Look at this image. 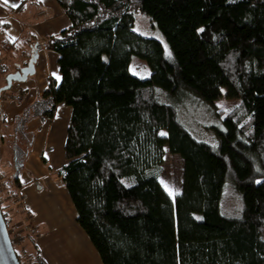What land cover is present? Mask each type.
<instances>
[{
  "label": "trees",
  "instance_id": "16d2710c",
  "mask_svg": "<svg viewBox=\"0 0 264 264\" xmlns=\"http://www.w3.org/2000/svg\"><path fill=\"white\" fill-rule=\"evenodd\" d=\"M58 2L71 25L44 42L61 79L33 107L48 118L72 107L60 175L103 263L264 264V0ZM141 18L159 35L138 31ZM135 59L149 77L131 72ZM156 87L213 106L223 88L237 98L216 110L218 146L196 139ZM167 150L184 162L175 196L160 181ZM13 152L19 175L28 151ZM228 180L243 197L239 217L222 212ZM30 241L31 257L47 264Z\"/></svg>",
  "mask_w": 264,
  "mask_h": 264
},
{
  "label": "rangeland",
  "instance_id": "374dc122",
  "mask_svg": "<svg viewBox=\"0 0 264 264\" xmlns=\"http://www.w3.org/2000/svg\"><path fill=\"white\" fill-rule=\"evenodd\" d=\"M3 1L10 6V9L13 8L14 10L18 9L20 5L18 0ZM22 3L24 8L17 15L31 14L32 18H34L36 11L39 10L37 2L34 0H22ZM61 14L62 18L59 16V22L67 18L70 23V19L63 8ZM47 16H42L41 19ZM140 16L146 18L143 14H140ZM36 29L42 35V32L38 28ZM136 29L148 35H159L156 29H151V27L148 29V23H145L143 18L139 20V25L137 22ZM23 38L28 39L29 37L26 36ZM16 44L17 46L11 45L7 49L4 47V42L0 36V49L3 50V53H1L2 56L1 54L0 56L4 64L0 68V87L6 84V76L8 73L17 71V68L24 64V59H30L32 49L38 46V41L33 38L31 43L27 44L24 40H20ZM40 44L42 45V43ZM14 47L16 50H13L15 49ZM39 59V62L37 61L36 63L37 66L43 61L42 57ZM19 60L21 61L18 62ZM57 60H52V63L58 66ZM131 72L140 78H147L151 74L148 65L139 59H135L132 62ZM35 76L36 74L31 75L25 82H14L10 90L2 93L1 98L0 203L4 207L8 229L11 238L16 243V249L21 254L20 256L27 255L29 257L23 261V264L36 262L31 257L33 253L30 250H32L33 244H31L30 238L33 237L35 240L39 233L38 224L33 218V210L28 203L29 196L25 189L28 181L33 179L32 175L35 174L33 172L26 173L28 170L26 169L28 157H30L29 165L32 166L31 170L37 174L46 173L55 182H61L64 186L61 188L64 199H66L65 193L68 192L62 181L60 172L66 164L64 144L71 117L69 109L72 114V107L61 103V105L58 104L59 107L57 105L54 116L51 118L43 117L40 114L36 115L37 113L35 112L33 104L35 103L36 109L44 107L42 105L43 96L51 79L55 77H51L47 81L48 85L43 87L44 84H37V80L35 82ZM226 93L227 89L223 88V95L215 100V106H213V104L203 100L193 92L171 95L165 89L156 87L157 98L176 108L179 120L193 136L215 147L219 143V136L216 130H225L222 118L217 115L216 110H219L222 114H226L239 102L237 98L227 97ZM21 131H25V135ZM162 134H165V131H162ZM16 144H19L24 150L28 151L25 166L19 175L16 174L13 154V147ZM37 163L41 165L40 170L36 167ZM183 169V158L179 154L170 153L167 150L160 173V181L172 196H175L182 189ZM24 173L25 176H23ZM243 209L244 201L242 194L235 183L228 180L225 184L222 200L223 214L229 217H239L242 215Z\"/></svg>",
  "mask_w": 264,
  "mask_h": 264
},
{
  "label": "crops",
  "instance_id": "0c3cea01",
  "mask_svg": "<svg viewBox=\"0 0 264 264\" xmlns=\"http://www.w3.org/2000/svg\"><path fill=\"white\" fill-rule=\"evenodd\" d=\"M18 1L20 5L18 9L14 10L13 8L10 9L5 1L0 0V22L9 25L7 28L0 27V36L4 42V47L8 46L10 48L11 44L17 46L16 43L20 40H24L28 44L31 43L33 38L45 44L44 41L47 37L56 35L71 25V20L69 23L67 18L59 22V16L62 18L61 11L63 7L58 0H34L39 8L34 18L31 14L17 15L24 8L23 3L21 4L22 0ZM42 16L47 17L41 19ZM36 28L42 32V35L38 33ZM26 36L29 38H23ZM13 50H16V48ZM41 57L43 58L42 63L36 65L35 82L37 80V84H44L43 87H46L48 85L47 81L53 76L60 81L59 65L52 63V60L59 58V54L46 46H42L39 53V58L41 59ZM69 114L71 115L70 109ZM28 158L26 173L33 172L35 174L32 175L33 179L28 181L25 189L29 196L28 203L33 210V218L39 228L35 241L46 263L104 264L88 234L77 221V210L70 195L68 194V196V192H64L66 199L62 196L61 188L64 186L61 182H55L52 178H49V175L45 172L46 175L37 174L31 170L30 157ZM36 167L40 170L41 165L37 163ZM23 176H25V173ZM31 264L40 263L36 261L31 262Z\"/></svg>",
  "mask_w": 264,
  "mask_h": 264
},
{
  "label": "water",
  "instance_id": "95a60500",
  "mask_svg": "<svg viewBox=\"0 0 264 264\" xmlns=\"http://www.w3.org/2000/svg\"><path fill=\"white\" fill-rule=\"evenodd\" d=\"M41 47L38 45L32 49L31 57L27 65L21 69L10 72L6 76V84L0 87V117L2 93L10 90L14 82H25L31 75L36 73V63L39 59ZM0 264H21L19 256L13 246L7 222L0 206Z\"/></svg>",
  "mask_w": 264,
  "mask_h": 264
},
{
  "label": "built area",
  "instance_id": "2783aa9c",
  "mask_svg": "<svg viewBox=\"0 0 264 264\" xmlns=\"http://www.w3.org/2000/svg\"><path fill=\"white\" fill-rule=\"evenodd\" d=\"M42 46H45V44L42 42ZM3 61H2V58L0 56V68L3 67ZM11 237V236H10ZM11 240L13 241V243L16 245L15 241L11 238ZM29 257L27 255H24V256H20L19 255V260L21 262V264H23V261L24 260H27Z\"/></svg>",
  "mask_w": 264,
  "mask_h": 264
},
{
  "label": "bare ground",
  "instance_id": "6f19581e",
  "mask_svg": "<svg viewBox=\"0 0 264 264\" xmlns=\"http://www.w3.org/2000/svg\"><path fill=\"white\" fill-rule=\"evenodd\" d=\"M9 230V229H8ZM9 234H10V232H9ZM12 243H13V241H12ZM13 246H14V248H15V250H16V253H18L19 255H21L19 252H18V250L16 249V246H15V244L13 243ZM18 255V256H19Z\"/></svg>",
  "mask_w": 264,
  "mask_h": 264
},
{
  "label": "flooded vegetation",
  "instance_id": "af4514ba",
  "mask_svg": "<svg viewBox=\"0 0 264 264\" xmlns=\"http://www.w3.org/2000/svg\"><path fill=\"white\" fill-rule=\"evenodd\" d=\"M19 69H21V68H19ZM19 69H18V70H19Z\"/></svg>",
  "mask_w": 264,
  "mask_h": 264
}]
</instances>
